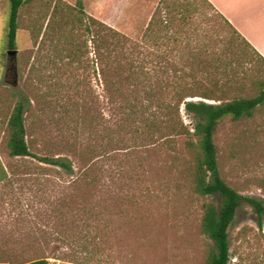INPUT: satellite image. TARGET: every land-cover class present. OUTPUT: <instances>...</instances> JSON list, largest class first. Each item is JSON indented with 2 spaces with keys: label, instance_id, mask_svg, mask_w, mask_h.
Segmentation results:
<instances>
[{
  "label": "rangeland",
  "instance_id": "obj_1",
  "mask_svg": "<svg viewBox=\"0 0 264 264\" xmlns=\"http://www.w3.org/2000/svg\"><path fill=\"white\" fill-rule=\"evenodd\" d=\"M82 2L83 10L78 0H33L22 7L16 54L9 56L10 4L0 0V158L9 173L0 184V264H29L42 258L50 264L69 261L68 243L84 240L93 218L100 217L114 230L97 238L98 257L105 264H206L213 241L201 230L203 207L220 202L193 190L191 173L199 157V138L178 139L176 150L151 140L138 141L140 146L130 150L110 143L107 126L117 117L104 91L92 35L74 19L81 17L86 23L94 18L141 41L156 11L157 17H168V4L199 3L205 10L197 17H211L212 12L199 0ZM67 19L81 37L76 36V45L87 42L89 54L60 39ZM221 24L219 33L229 43L234 36ZM231 47L235 70L227 71L228 76L217 70L199 73V93L212 88L213 95L222 97L216 86L227 83L229 99L255 97L262 90L264 64L240 41L232 39ZM185 61L187 75L193 60ZM184 81H190L188 76ZM19 100L28 108L31 152L69 159L73 175L31 157H10L6 127ZM181 115L193 133V116L183 107ZM126 136L130 137L121 133L119 138ZM214 139L222 178L241 195L264 202V105L252 117L225 118ZM105 154L109 156L101 165L100 185L94 189L75 185L89 158ZM261 224L250 207L237 210L229 229L230 264H264V219Z\"/></svg>",
  "mask_w": 264,
  "mask_h": 264
},
{
  "label": "trees",
  "instance_id": "obj_2",
  "mask_svg": "<svg viewBox=\"0 0 264 264\" xmlns=\"http://www.w3.org/2000/svg\"><path fill=\"white\" fill-rule=\"evenodd\" d=\"M7 1L10 4L7 38L8 46L13 50L16 48L20 10L33 0ZM199 1L210 8L206 0ZM78 7L83 10L82 0H78ZM203 10L204 6L199 3L195 6L187 4L180 7L168 4L165 9L168 17H157L156 11L141 41L132 40L94 18L85 23L81 17H75L74 22L83 24L86 32L92 35L104 91L108 103L112 105L113 115L117 117L113 125L107 126L110 143L115 147L123 144L124 148L130 150L139 147L141 142L145 144L151 140L153 145L176 150L178 139L190 136L199 138V157L191 173L193 190L202 196H213L220 202L219 206L208 203L203 207L201 230L213 241L206 264H230L229 229L237 210L242 206L250 207L259 217L261 226L264 219V202L241 195L222 178L214 138L225 118L230 117L237 121L252 117L255 111L264 105V87L255 97L241 96L229 99L226 96L231 90L228 87L230 84L227 83L222 87L216 86L223 94L222 97H216L213 95L216 90L212 88L198 92L200 86L197 75L217 70L228 76L227 71L235 70L234 57L230 58L232 39L240 41L244 48H248L263 64L264 60L222 17H197ZM69 21H64L60 39L77 52L89 54L87 42L76 45L75 39L81 37L76 34L75 23ZM71 23L73 27H70ZM221 23L226 25L234 36L230 38L229 43L219 33ZM186 55L193 60L189 62L191 73L187 75L183 73ZM198 58H203V62L195 63ZM170 59L176 63H170ZM201 64L206 66L200 69ZM197 67L199 69H196ZM187 76L190 79L188 82L184 81ZM197 98L202 100L196 101ZM182 107L195 120L193 133L183 121ZM27 111L25 101L19 100L8 118L6 135L10 157H31L73 175L75 167L69 159L38 157L31 152L27 142ZM121 133L130 137L126 136V140L120 139ZM108 156L105 154L89 158L90 162L82 167L79 177L75 179V185L82 184L91 189L99 186L101 165ZM8 178L9 173L0 158V184ZM105 222L102 217L93 218V224L84 235V240L68 243L71 249V256L67 259L69 261L59 259V264H105L106 261L98 257L101 244L97 238L105 232H114ZM29 264H50V261L42 258Z\"/></svg>",
  "mask_w": 264,
  "mask_h": 264
},
{
  "label": "crops",
  "instance_id": "obj_3",
  "mask_svg": "<svg viewBox=\"0 0 264 264\" xmlns=\"http://www.w3.org/2000/svg\"><path fill=\"white\" fill-rule=\"evenodd\" d=\"M206 1L210 16L226 20L264 60V0Z\"/></svg>",
  "mask_w": 264,
  "mask_h": 264
},
{
  "label": "water",
  "instance_id": "obj_4",
  "mask_svg": "<svg viewBox=\"0 0 264 264\" xmlns=\"http://www.w3.org/2000/svg\"><path fill=\"white\" fill-rule=\"evenodd\" d=\"M8 54H9V56H11V55H15L16 52H15L14 50H11V51L8 52Z\"/></svg>",
  "mask_w": 264,
  "mask_h": 264
}]
</instances>
